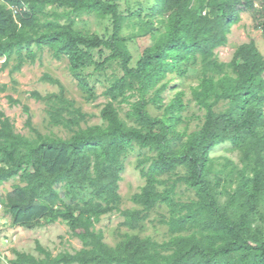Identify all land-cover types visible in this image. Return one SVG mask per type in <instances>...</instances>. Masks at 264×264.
I'll use <instances>...</instances> for the list:
<instances>
[{"label": "trees", "instance_id": "1", "mask_svg": "<svg viewBox=\"0 0 264 264\" xmlns=\"http://www.w3.org/2000/svg\"><path fill=\"white\" fill-rule=\"evenodd\" d=\"M156 3L155 10L169 33L154 48L155 56L148 58L157 61L170 49L193 58L198 55L205 69L220 75L216 81L203 79L202 90L194 93L195 100L206 110L203 126L190 135L185 149L176 154L169 147L171 139H167L173 134L170 127L150 117L142 106L137 109L139 127H126L108 103L100 112V117L107 122L106 129L79 128L65 140L44 138L31 126L30 117L26 124L36 135L35 140L14 133L8 118L0 120V187L11 183V191L0 204L10 224L33 229L64 221L70 235L82 245L73 253L62 252L53 257L36 243V251L43 259L14 252L15 258L10 264H228L233 253L238 254L241 264H264V242L252 232L249 214H242L240 221L234 223L217 207L218 183L209 179L212 170L207 165L208 153L229 142L239 148L245 159L251 155L257 157L252 190L247 178L241 183L239 194L251 202L264 190V57L253 41L238 46L228 64L218 62L214 53L227 45L229 29L240 21L243 12L251 13L254 30L264 37V0H156ZM47 5L111 16L112 36L108 40L82 36L73 30L72 22L36 35L25 32L33 28L37 15ZM120 27L117 5L102 0H0V58H5L1 69L8 65L12 55L17 58L11 71L19 70L26 60L33 63L35 53L29 50L32 44L40 49L54 48L56 57L67 56L71 74L83 86L78 72L91 62L88 50L106 48L114 57L122 58L127 75L139 77V70L128 68L129 55L118 47ZM24 48L27 51L23 55ZM144 63L142 60L141 64ZM43 80L59 85L47 75ZM119 83L105 93L111 100L117 97L119 91L115 89ZM31 96L36 101L57 103L58 107H50L48 111L50 122L55 126L79 127L84 119V114L64 97L61 87L57 94L41 96L33 92ZM221 101H229L235 112L216 114L213 109ZM60 112L75 117L65 120ZM172 137L180 136L173 134ZM133 143L154 150L156 158L150 171L142 173L146 185L131 199L142 210L121 211L117 194L123 171L120 158ZM178 167L185 169L184 177L157 180L158 176L171 175ZM178 182L194 189L198 201L174 204V209L185 214L165 224L171 234L190 230L197 233L166 244L134 235L112 249L103 242L102 234L95 231L94 225L100 217L111 211H119L129 229L138 228L145 218L144 212L158 203L171 202L170 196ZM60 184L67 188L64 196L70 198L69 203L56 190ZM159 185L166 187L159 191ZM75 189L91 191L92 200L75 202ZM253 210L254 205L248 211Z\"/></svg>", "mask_w": 264, "mask_h": 264}, {"label": "rangeland", "instance_id": "2", "mask_svg": "<svg viewBox=\"0 0 264 264\" xmlns=\"http://www.w3.org/2000/svg\"><path fill=\"white\" fill-rule=\"evenodd\" d=\"M102 1L117 5L121 22L118 47L129 55L128 68L139 70V77L127 75L122 68V58L114 57L109 49L99 48L88 50L91 62L79 69V76L83 80V86H79L69 70V61L65 54L56 57L54 48L40 49L32 44L29 50L35 53L34 62L26 60L17 71H11L16 64V55L11 56L4 69H1V66L5 58H0V120L8 118L14 133L35 140L36 135L26 124L27 118L30 117L31 126L44 138L65 140L72 137L79 128L84 130L97 126L101 130L106 129L107 122L100 117V112L108 103H111L118 118L126 127H139L137 109L142 106L146 114L162 120L174 135L180 136L178 139H172L173 134L167 136V139H171L170 149L180 154L185 149L190 135L199 131L206 119V110L195 100L194 93L202 90L203 79L212 78L216 81L220 75L205 69L206 66L198 55L193 58L189 54H180L170 49L165 50L157 61L148 58L149 55L155 56L154 48L161 37L169 33L166 23L155 10L156 0ZM69 22L73 23V30L82 36L108 40L113 33L111 16L95 12L80 13L56 5L45 6L41 14L37 15L33 28L25 29V32L36 35ZM254 26L251 13H241L240 21L229 29L227 45L215 50L217 61L228 64L236 48L250 41L255 43L257 50L264 57V37L260 31L254 30ZM26 51L24 48L22 54L24 55ZM142 60H145L144 65L141 64ZM225 71L230 72V69ZM44 75L57 80L59 85L43 80ZM117 82H120V86L115 91L119 92L117 97L111 100L105 93ZM60 87L63 89L64 97L84 114L79 127L53 125L48 111L50 107H58L57 103L36 101L31 96L33 92L41 96L57 94ZM234 109V105L229 101H221L213 110L216 114L223 115L234 113ZM60 114L65 120L75 117L66 112ZM155 158L154 150L149 147L143 148L136 143L121 156L123 171L117 190L120 198L118 207L121 211L142 210V207L131 202V199L134 195L140 194L146 185V177L142 173L150 171ZM256 161L255 155L245 159L238 147L226 142L208 153L207 165L210 164L212 170L208 177L214 183H218L215 190L216 202L224 216L238 223L242 214L248 213L252 220V232L264 242V190L251 202H247V197H242L238 192L241 183L247 178L251 181L249 184L252 190ZM260 168L258 166L257 170ZM185 175V169L178 167L171 175L156 178L163 180L170 177L174 180ZM165 187L159 185L157 189L163 191ZM66 189L64 184L56 187L59 196L69 203L70 198L64 196ZM10 191L11 183L1 185L0 201H3ZM74 193L75 202L85 203L92 200L91 191L75 189ZM170 199V203H158L151 210L144 212L145 218L134 230L125 225V218L119 211H111L101 216L94 229L102 234L103 242L112 249L118 248L127 237L134 235L166 244L178 238H185L193 232L197 233L196 230H190L171 234L165 224L171 218L185 214V211L174 209V204L198 201L196 191L185 182H178ZM253 205V212L248 211ZM3 210L0 204V264H10L15 258L14 252L29 254L37 260L43 259L44 256L36 251V243L53 257L62 252L73 253L82 248L80 241L70 235L64 221L57 220L54 223H45L42 227L26 229L12 226ZM227 262L241 264L237 253H233Z\"/></svg>", "mask_w": 264, "mask_h": 264}, {"label": "built area", "instance_id": "3", "mask_svg": "<svg viewBox=\"0 0 264 264\" xmlns=\"http://www.w3.org/2000/svg\"><path fill=\"white\" fill-rule=\"evenodd\" d=\"M14 13H15V11H14Z\"/></svg>", "mask_w": 264, "mask_h": 264}]
</instances>
